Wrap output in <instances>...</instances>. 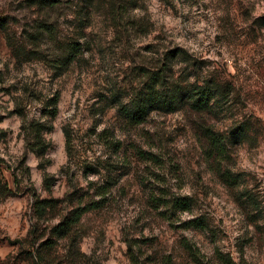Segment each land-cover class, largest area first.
Listing matches in <instances>:
<instances>
[{
    "label": "rangeland",
    "instance_id": "rangeland-1",
    "mask_svg": "<svg viewBox=\"0 0 264 264\" xmlns=\"http://www.w3.org/2000/svg\"><path fill=\"white\" fill-rule=\"evenodd\" d=\"M48 1L0 0V264H264V0Z\"/></svg>",
    "mask_w": 264,
    "mask_h": 264
},
{
    "label": "trees",
    "instance_id": "trees-1",
    "mask_svg": "<svg viewBox=\"0 0 264 264\" xmlns=\"http://www.w3.org/2000/svg\"><path fill=\"white\" fill-rule=\"evenodd\" d=\"M49 1L50 4L53 3L52 0ZM73 49L76 50V52H79L80 47H74ZM153 80L154 81H152V86L150 87L152 89V92L147 96L143 95L139 98L137 108L135 107L133 109H130L123 107L122 110L124 114H127L128 117H131L132 122L134 120H136V122L141 121L144 118V113L149 110L158 109L164 111H174L181 102L182 91L180 89L175 88L172 92L167 91L166 93L158 88L160 85L162 86L164 78L160 76H155ZM188 98L192 102V107L197 110L209 109L211 106L214 105L215 102H217L215 90L205 85H195L194 88L188 91ZM213 144L215 145L218 154L224 151L226 144L222 142V140L216 139L213 141ZM175 203L182 205L186 204V206L188 204L185 203L184 199L181 197L176 198ZM83 213L84 211L80 210L74 211L73 215L70 218H67V221L63 223V226L65 227H61V229H67L72 224L78 222Z\"/></svg>",
    "mask_w": 264,
    "mask_h": 264
}]
</instances>
